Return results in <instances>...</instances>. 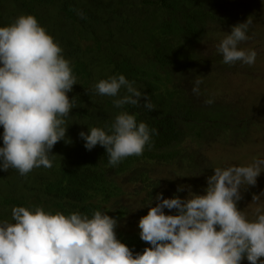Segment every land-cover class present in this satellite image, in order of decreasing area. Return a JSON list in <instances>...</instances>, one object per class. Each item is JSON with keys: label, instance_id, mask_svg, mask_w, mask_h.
I'll return each instance as SVG.
<instances>
[{"label": "trees", "instance_id": "obj_1", "mask_svg": "<svg viewBox=\"0 0 264 264\" xmlns=\"http://www.w3.org/2000/svg\"><path fill=\"white\" fill-rule=\"evenodd\" d=\"M26 14L36 17L70 61L77 85L67 95L74 99V109L66 118L65 139L51 151V168H34L23 177L15 169L0 171V220L11 221L14 206L89 217L102 211L117 219V238L134 255L142 254L150 245L139 238L138 221L147 215L151 199L155 206L162 186L165 199H184L189 190L203 195L215 168L212 160L202 159L205 150L251 145L264 123V94L244 98L231 91L236 82L262 76L264 55L258 56L264 34L251 25L249 39L240 45L257 52L251 66L226 65L217 52L222 32L249 17L257 22L253 1L0 0V27ZM118 75L134 81L156 106L148 111L126 105L125 110L158 134L142 155L113 167L101 146L86 150L79 133L110 124L121 111L114 107V97L94 91L97 82ZM196 79L203 81L199 95L192 92ZM208 99L214 102L206 104ZM157 169L160 178L153 175ZM178 187L184 190L177 192ZM252 194L241 189L245 200Z\"/></svg>", "mask_w": 264, "mask_h": 264}, {"label": "clouds", "instance_id": "obj_2", "mask_svg": "<svg viewBox=\"0 0 264 264\" xmlns=\"http://www.w3.org/2000/svg\"><path fill=\"white\" fill-rule=\"evenodd\" d=\"M252 1L256 9V0ZM79 15L84 18L82 12ZM259 21L252 23L249 17L222 32L217 52L224 64L255 63L257 52L240 45L249 39L251 25L263 34L255 27ZM202 82L195 80L193 94L199 95ZM134 83L124 75L97 82L95 93L114 97L113 105L121 111L110 124L79 133L84 148L101 146L113 167L142 155L158 134L125 110L126 105L156 108ZM74 85L77 79L70 61L35 16L20 15L0 27V171L15 169L23 177L34 168L53 166L51 151L65 139L66 118L74 109V99L67 95ZM213 172L203 195L189 190L184 199L178 195L165 199L158 193L154 207L151 199L147 215L138 221L139 238L150 245L142 254L134 255L117 238V219L105 212L95 211L89 217L14 206L11 221L0 220V264H242L244 260L264 264V193L252 198L257 205L253 219L237 207L242 186L255 185L264 173V159L246 166L216 167ZM165 209L175 214L166 215Z\"/></svg>", "mask_w": 264, "mask_h": 264}, {"label": "rangeland", "instance_id": "obj_3", "mask_svg": "<svg viewBox=\"0 0 264 264\" xmlns=\"http://www.w3.org/2000/svg\"><path fill=\"white\" fill-rule=\"evenodd\" d=\"M255 11L259 14L260 21L255 25L264 34V0L255 1ZM264 55V50L258 56V58ZM262 68V76L259 74L254 75V79L250 81H239L233 85L232 92L240 94L244 98H252L253 96L259 97L264 94V63L259 65ZM261 76V79H260ZM257 134L254 136L251 145H245L244 147H239L236 144H224L216 145L213 148L205 150L202 155V159L212 160L215 168L216 167H228L230 165L235 166H246L251 163L254 159H264V123H261L260 127L255 130ZM164 174V172H163ZM155 177L160 178L162 173L157 169L153 172ZM242 189H247L252 192V196L245 200L244 197L238 202V209L245 211L249 219H253L256 215L255 203H252L253 196H261V193H264V173H261L257 177L256 184L250 186H242ZM166 186L163 185L162 189L159 191V194H162L163 198L166 193ZM261 199L264 200V196H261ZM264 259V258H262ZM243 264H248L247 260L243 261Z\"/></svg>", "mask_w": 264, "mask_h": 264}]
</instances>
